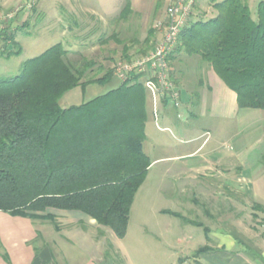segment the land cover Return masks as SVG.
I'll return each instance as SVG.
<instances>
[{
    "label": "trees",
    "instance_id": "trees-1",
    "mask_svg": "<svg viewBox=\"0 0 264 264\" xmlns=\"http://www.w3.org/2000/svg\"><path fill=\"white\" fill-rule=\"evenodd\" d=\"M212 4L216 15L188 22L174 50L211 67L235 93L239 109L264 110V0L255 14L247 0ZM126 52L124 47L125 57ZM93 66L56 44L23 62L17 75L0 78V212L55 228L51 212H76L123 239L134 196L151 165L142 151L147 92L136 75L101 96L62 108L69 91L106 85L114 77L106 70L85 81Z\"/></svg>",
    "mask_w": 264,
    "mask_h": 264
},
{
    "label": "rangeland",
    "instance_id": "rangeland-1",
    "mask_svg": "<svg viewBox=\"0 0 264 264\" xmlns=\"http://www.w3.org/2000/svg\"><path fill=\"white\" fill-rule=\"evenodd\" d=\"M174 1L176 0H83L81 4L80 0H0V32L6 31V37L0 36V78L17 75L23 62L56 44H62L68 50L70 58L94 65L87 73L85 81L101 76L106 70H113L111 86L89 84L85 87L84 96L94 91L114 89L118 86L117 83H121L115 76L119 65L147 56L161 41L169 22L167 10ZM259 1L247 0L251 13L255 14ZM87 7L94 12L87 10ZM193 8L194 4L188 22L206 18L204 13L194 15ZM11 34L12 41L8 39ZM124 47L127 50L126 57L123 53ZM17 50H20L19 54L5 57L9 51ZM178 57L182 58L181 67L188 79L193 80L200 76L191 63L192 60L199 61V58L183 52L168 57L170 69L172 60ZM205 65L207 66L204 63ZM142 75L140 74L139 80L144 84L145 77ZM135 77L136 75L130 76L129 80L132 81ZM81 90L78 87L70 92L79 93ZM146 92L150 108L154 102L147 90ZM77 98L81 99V95ZM63 103L61 101L62 105ZM71 103H76V99ZM178 112L183 116L185 111L181 109ZM197 123L199 129L209 124L206 119L198 120ZM212 124L213 121L209 125ZM146 125L148 135H160L155 130L154 121H149ZM157 125L163 127L160 121H157ZM235 133L234 122L222 120V155L232 153L230 141ZM165 134L173 142L180 139L174 128H170V132ZM212 146L214 144L206 147L203 153L208 152ZM152 153L153 156L155 152ZM169 165L172 166L168 172L165 165L152 166L149 170L134 196L123 239H117L109 229L99 226L94 228L87 221L77 224L73 218H61L57 222V228L49 222L34 223L40 228L44 238H67L74 244H78L75 238L98 239L103 244L101 264H176L177 259L187 258L198 248L207 245L205 238H214L210 233L215 235L224 232L222 221L228 215L227 212L229 213V206L222 199V194H226L222 189L230 186L224 185L222 179L218 178L188 177L187 180L183 163L177 161ZM223 165L230 166L231 172L234 171L232 159H227ZM232 195L229 202L233 217L241 210L236 202L242 199L234 193ZM235 207L237 208L234 209ZM164 212L180 214L184 219ZM250 212L245 207L240 211L243 220L240 230L243 228L246 233L250 232L248 228L253 223ZM194 223L201 224L202 227L195 226ZM204 228L207 232H204ZM231 229L233 233L234 228ZM219 236L220 234L217 238ZM110 238L116 240L117 249ZM174 238L192 239L187 240V243L183 241L176 244ZM212 240V243L216 242V239ZM66 243L64 248L67 250L71 243ZM108 243L112 245V249L107 248ZM212 243L208 245L211 246ZM74 244L71 247L77 248Z\"/></svg>",
    "mask_w": 264,
    "mask_h": 264
},
{
    "label": "crops",
    "instance_id": "crops-1",
    "mask_svg": "<svg viewBox=\"0 0 264 264\" xmlns=\"http://www.w3.org/2000/svg\"><path fill=\"white\" fill-rule=\"evenodd\" d=\"M221 1L223 0H216ZM80 2L82 4L83 0ZM212 5V0H195L193 14L204 13L205 19L213 18L216 11ZM87 8L94 12L93 9ZM179 52L174 50L170 56H176ZM197 61L192 60L191 63L200 76L191 80L186 77L181 67L182 58L172 60L170 76L179 94V107L175 108L168 98H161L150 108L147 104L146 124L154 121L155 130L160 135L155 137L148 135L145 124L142 151L151 162L148 172L152 166L157 165H165L168 172L172 166L169 164L180 161L183 163L187 180L188 177L222 179L224 185L230 186L222 189L226 192L222 194V199L228 203L229 213L227 212L228 215L222 221L224 232L218 233L220 238H217L218 234L210 233L214 238H205L207 245L198 248L187 258L177 259L176 264H264V110L239 109L235 93L225 86L211 67L204 66L200 60ZM110 82L106 85L111 86ZM110 90L94 91L86 96L85 87L80 94L69 91L62 96L60 106L67 108L79 105ZM80 95L81 99H78L77 96ZM73 99H76V103H71ZM61 101L64 102L63 105ZM181 109L185 111L183 116L178 112ZM203 119L209 124L213 121L214 124H206L199 129L197 122ZM222 120L233 121L235 125L236 133L230 141L232 149L230 155H222L221 151L224 144ZM157 121L163 124L162 128L157 125ZM170 128H174L180 136L177 142H173V139L165 134L170 132ZM210 144L214 146L203 153ZM152 152H155L153 156ZM229 158L233 160V173L230 166L223 165ZM231 192L244 200L238 199L236 202L239 204L238 207H241L240 211L244 207L251 210L250 217L253 223L248 228L250 235L243 228L240 230L243 225L240 211L231 216L232 206L230 207L229 202L230 196H233ZM51 213L56 217V222L61 218H73L77 224L87 221L94 228H98L92 220L76 212H59L65 214L58 215L57 212ZM34 222L0 212V264H101L103 244L98 239L75 238L78 244H74L67 238H44L42 231ZM231 228H234L233 233ZM189 239L192 238H174V242L187 243ZM212 239H216V242L212 243ZM67 241L72 242L71 244L77 248H72V245L68 244L70 248L66 250L64 246L66 247ZM110 241L116 248V240L110 238ZM209 243L212 245H208ZM202 248L208 250L200 252Z\"/></svg>",
    "mask_w": 264,
    "mask_h": 264
},
{
    "label": "built area",
    "instance_id": "built-area-1",
    "mask_svg": "<svg viewBox=\"0 0 264 264\" xmlns=\"http://www.w3.org/2000/svg\"><path fill=\"white\" fill-rule=\"evenodd\" d=\"M194 2L195 0L174 1L167 10L169 22L161 41L147 56L120 64L116 71L115 76L121 82L129 80L130 76L143 74V85L154 104L161 98H168L175 108L179 107V94L171 80L168 57L178 44L180 32L188 22Z\"/></svg>",
    "mask_w": 264,
    "mask_h": 264
}]
</instances>
